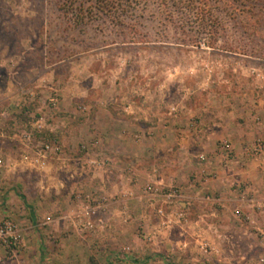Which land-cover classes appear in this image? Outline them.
Wrapping results in <instances>:
<instances>
[{"label":"rangeland","instance_id":"1","mask_svg":"<svg viewBox=\"0 0 264 264\" xmlns=\"http://www.w3.org/2000/svg\"><path fill=\"white\" fill-rule=\"evenodd\" d=\"M71 1L0 0V169H12L5 185L19 189L23 197L26 192L37 213L34 221L5 219L17 225L20 243L15 249L0 245V264H155L142 246L183 222L186 214L178 204L185 189L173 179L145 180L139 188L143 198L133 208L139 217L134 223L124 217L132 225L119 239L113 231L121 221L110 213L116 207L128 212L130 206L120 200L114 184L102 188L103 180L117 178L119 166L176 167L180 139L177 131L171 139L161 129L168 119H184L180 128L194 130L217 113L237 120L251 117V109L264 100V0H109L107 7L97 0ZM101 102L140 115L145 124H137L135 131L155 127L158 137L139 144L107 141L106 149L104 114L97 109ZM41 117L44 128L37 132L34 122ZM25 128L57 139L61 149L48 156L46 167L35 163L33 145L20 138L19 130ZM195 146L190 141L187 156L203 164L197 172L201 180L216 177L209 170L212 153L198 152ZM24 153L32 160L22 162ZM220 155L225 161L233 156ZM96 156L108 159L105 167L88 163ZM197 173L189 175L196 187ZM150 182L157 183L159 194L166 186L177 187L181 197L168 204L159 195L153 203ZM235 187L242 193L243 184ZM198 191L188 194L209 203L216 197ZM160 206H165L166 217L158 214ZM190 207L189 217L207 212L198 203ZM148 208L160 218L154 230L159 236L149 232ZM243 209L232 212L244 220L242 225L225 221L230 224L223 228L225 235L171 237L174 252L161 250L156 260L210 264L256 257L253 264H264V214L259 212L254 221ZM164 219L171 220L169 226ZM205 243L207 250L201 247ZM251 243L256 246L250 248ZM183 254L189 259L177 262L175 257Z\"/></svg>","mask_w":264,"mask_h":264},{"label":"crops","instance_id":"2","mask_svg":"<svg viewBox=\"0 0 264 264\" xmlns=\"http://www.w3.org/2000/svg\"><path fill=\"white\" fill-rule=\"evenodd\" d=\"M111 106L112 107L104 104V102H101V104L97 106L98 111H101L104 114V122L102 120V124L106 125V128H104L106 149L108 148L107 141L110 142L115 140L116 142L122 144V141L124 142V139H127L131 140L133 143L139 144L144 140L158 137V131L155 127L146 128L144 131H135L136 127H139L137 124H145L142 119H140V115H131L133 113H131L129 110L127 111V108L122 105ZM222 110L223 109H221V111ZM251 112V117L246 116L242 120L234 119L233 116L230 117L229 115L224 118V115H219V113H217V115L210 117V121L205 123L206 126H199V128L194 130L191 129L193 132H190L191 130L187 128H180L181 125L184 127L186 125L184 119L177 118L166 120L161 129L165 130L164 133L167 131V136L171 139V135H174L172 131H177V135L180 139V151L177 153L178 159L176 162L178 163H175L177 165L176 167H139L134 165L128 167V165H126V167H124L125 169H123L121 166H119L120 169L116 171V175L118 177L116 178L114 176H106L105 180H103V182L105 181L104 184H101L102 188L111 186L110 183L117 186L120 189L118 191L119 198L120 196L123 198L125 195L124 199L120 198V200H123L122 202L125 204L127 202L130 206L131 212L130 210L128 212L125 210L122 211L121 209L118 210L119 207H116L114 208L113 212L110 213V218H113L116 221H121V224H119V226L117 224L116 226L118 230L113 231L115 237H118L119 239L126 237V235L129 234V230L131 229V225L134 223L135 218L139 217L133 212V208L134 206H138V202L141 200V198H143V195L140 194L139 188L142 187L143 182L147 179L155 181L156 179L165 180L168 178L170 181L173 179L178 185H181L183 189H185L186 193V197L178 204L181 210L183 209L182 211L186 214L185 218L182 220L183 222L175 225L173 231L170 230L163 236L158 237L160 238L159 241H157L158 239L154 240V244H149L150 246H147V248L144 245L142 246V253H146L148 250L151 254V257L148 258L149 263L162 264V262L156 260L158 257L157 252L161 250L164 251L165 249L169 252H174L170 248V244L172 243L171 237L175 238L177 235H185L190 233L193 236L211 234L213 235L212 237L217 238V236L225 235L228 232L227 229H223L228 228L227 225H230L227 224L225 226V221L229 220L230 223L231 221H237L242 225L241 222L244 220L232 213L234 208H244L243 211H247L249 213V218L254 221L256 218L255 216L260 217V213L264 214V151L255 158L249 157L246 154V150L252 146V143L258 139L264 140V100H261L258 105L256 104L254 108L251 109ZM144 119L148 120L149 117L146 116ZM129 125L131 130L128 131L125 127ZM48 128H50V130H54L55 126L52 127L49 125ZM136 134L142 135L140 140L135 139ZM189 134H194V136L191 137ZM221 140H227L232 143L234 153L232 159L229 161H225V159L220 155L221 150L218 147V143ZM190 141L193 149L196 148L194 145H197V147L199 146L198 152L207 151L212 153L213 162L209 167V170L216 172V177L206 179L205 181L201 180L200 177L202 176L198 175L197 172L203 170V164L199 163L197 160L195 163H192L187 156L188 153H191L187 147V145L190 144ZM4 152L9 154L11 149H6ZM0 171V222L6 218H9L10 216L17 217L19 220L26 222L30 220L34 221L35 218H37V213L35 212L33 203L27 200L29 195L24 192L25 196L23 197L19 194V189H9V187L5 185V183H7L6 172L12 171V169H0ZM169 171L170 173L166 175L165 173H168ZM193 172L197 173L199 177L197 187L190 182L189 175H191ZM240 184H243L244 186L242 193H239L235 187L240 186ZM196 188L199 189V191H208L212 195H216V197H213V201L209 203L204 197L188 194V191H194ZM107 191L109 192L108 189ZM141 191H143V189ZM199 191L197 194H199ZM193 203H198L199 207L202 208L204 212H207L205 214H203L202 211L200 213L197 212V215H194L195 218L189 217L191 209L190 206ZM169 209L176 210L171 205H169ZM121 214L125 215L120 217ZM141 216L143 215L141 214ZM124 217L127 219L129 218V221L132 223L123 222ZM145 219L148 220L149 232L158 234V232L154 230L159 227L160 218L156 215L153 209H151L150 214L145 216ZM107 234H109V232ZM160 241H162V247L159 245ZM250 246V248H254L256 244L251 243ZM182 256L184 257L180 258L179 255L176 257L175 255L172 256V262H186L189 259L185 254ZM174 257L177 258L176 261L173 259ZM257 259L258 258L256 257H246L245 260L242 259V257H238L234 261H226L227 263H221L220 261H218L219 263H216L253 264ZM216 263L210 262V264ZM163 264H169V262L163 258Z\"/></svg>","mask_w":264,"mask_h":264},{"label":"built area","instance_id":"3","mask_svg":"<svg viewBox=\"0 0 264 264\" xmlns=\"http://www.w3.org/2000/svg\"><path fill=\"white\" fill-rule=\"evenodd\" d=\"M54 105H56V101H54ZM129 108V107H128ZM128 110V109H126ZM175 110V109H174ZM44 128L43 118H37L34 122V130L37 132H41ZM34 130H29L27 128L20 129L19 130V136L23 140V143L26 144L28 147L32 144L34 148V156H35V163L38 164L39 167L44 168L46 167L48 156L51 153H57L61 148L59 146V143L57 139L49 136L44 137H38ZM142 135L136 134L135 139L140 140ZM98 142H92V146H97ZM83 148L87 151H89L88 145H83ZM220 150L223 152V154L226 157H231L233 154V147L232 144L229 141H222L220 143ZM264 150V140L257 141L253 145L251 149H249L248 155L250 157L256 156L257 154L261 153ZM88 153V152H87ZM32 157L28 154L24 153L22 154L21 161L25 162L26 160L31 161ZM201 159H205V156L202 154L200 155ZM107 158L104 156L99 157H90L87 161L89 164L94 166L95 168H103L107 164ZM0 162H2V159H0ZM165 190L161 192V194L158 193V186L156 182H150L147 185V189L150 192L151 195L154 196V200L157 198V196H163V200L165 203L171 204L174 201H176L178 198L181 197V191L179 188L169 185L164 187ZM157 212L161 217L167 216V210L165 206H160L157 208ZM183 214L179 213V219L181 218ZM171 222L170 219H164L163 223L164 225H168ZM90 224V223H89ZM169 226V225H168ZM20 243V235H19V229L17 225L11 221V220H3L0 222V245L6 246L8 248L15 249L19 246ZM208 244L205 243V245H201V247L205 250L208 248Z\"/></svg>","mask_w":264,"mask_h":264},{"label":"trees","instance_id":"4","mask_svg":"<svg viewBox=\"0 0 264 264\" xmlns=\"http://www.w3.org/2000/svg\"><path fill=\"white\" fill-rule=\"evenodd\" d=\"M131 1H134V0H131ZM70 2L72 3V1H71V0H70ZM96 3H97V4H98V3H99V4H103V6H104V7H107V6H109V5H110V2H109V0H105V1H102V0H101V1H100V0H97V1H96ZM96 3H95V4H96ZM101 8H103V7H101Z\"/></svg>","mask_w":264,"mask_h":264}]
</instances>
